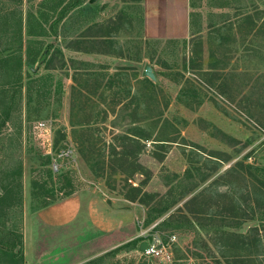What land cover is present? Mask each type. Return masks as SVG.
I'll return each instance as SVG.
<instances>
[{"label": "rangeland", "instance_id": "374dc122", "mask_svg": "<svg viewBox=\"0 0 264 264\" xmlns=\"http://www.w3.org/2000/svg\"><path fill=\"white\" fill-rule=\"evenodd\" d=\"M80 1L0 0V235L17 242L13 252L1 244L0 264L20 258L22 264H233L240 255L264 264V0H190L189 38L153 43L141 32V9L110 0L108 30L117 46H105L114 57L64 56L59 51L73 31L96 20L105 6ZM145 65L160 72L156 109L171 125L144 119L155 107L135 77H145ZM210 68L221 74L224 96L205 85ZM189 83L200 106L177 99ZM185 99L195 104L189 93ZM39 121L50 123L52 157L71 151L61 173L50 168L45 134L32 131ZM138 128L152 138L178 132L185 139L172 143L159 163L151 156L153 143L145 141L139 160L155 177L143 194L147 178L112 154L119 137ZM84 189L136 198L145 213L134 222L136 239L122 238L129 231H121L102 250L94 234L76 245L69 236L56 249L55 230L35 216ZM199 192L198 217L181 213ZM150 230L163 241L175 237L170 263L141 256L140 232Z\"/></svg>", "mask_w": 264, "mask_h": 264}, {"label": "crops", "instance_id": "0c3cea01", "mask_svg": "<svg viewBox=\"0 0 264 264\" xmlns=\"http://www.w3.org/2000/svg\"><path fill=\"white\" fill-rule=\"evenodd\" d=\"M84 1L85 0L80 2L82 3ZM95 1L96 0L93 2ZM109 1L110 0H98V5L105 4V6L100 8V12H98L99 15L96 13L97 19L91 21L82 29L80 26L77 27V29H75L72 33L74 37H72L66 46L61 48L59 51L61 55L65 56V52H69L73 55L84 53L88 54V56L94 55L110 58L114 57L112 54L113 50L110 48H114L117 45L113 42H110L111 39L114 38L112 35L114 33H112L113 31L108 30V28L110 26L111 20L114 19V16L112 17L111 10L109 11ZM129 1L130 4H127V1L125 0L123 3H121L124 6L127 4V6H138V10L141 9V32L145 40L153 43L161 41V39L183 40L189 38L192 27L190 17V0ZM88 2L90 4L93 3L90 2V0ZM74 8H76V5L73 6L72 9ZM124 16H126V14H124ZM65 19L66 18H62L63 21ZM108 43L113 45L111 46V44ZM105 45L110 48L106 47ZM108 65L109 64H104V66L101 65V69L107 70ZM146 66L149 65H145L144 69ZM150 67L153 73L156 72L154 71L153 66ZM130 70L134 71L135 69L130 67ZM158 73L160 72H156V76H158ZM156 76L155 81L152 82L158 81ZM135 77H137L136 79H138L137 81L140 83L144 79L137 76V74ZM119 144L120 148L119 150L115 149L116 151L121 150V143ZM141 154L145 153L142 152L138 155V164L151 173L150 177L144 184L145 187L142 192L143 194L145 191L149 192L147 190V186H149L154 180L155 172L154 168L145 165L142 160H139V156ZM155 161L157 160L155 159ZM157 162L159 163V161ZM136 174L142 175L140 173ZM108 195L109 197L107 198L106 195L101 194V191L91 189L75 191L64 198L47 205L45 208L39 211V213L35 216V219H39L41 225L45 224V222H48L47 227L49 229L55 230L57 240L56 249H59L58 242H65V239L69 240L71 237L72 241L75 240L74 243L76 245V243L78 244L79 242H84L85 236L92 234L98 236L99 240L101 241L100 248H103L102 250H104V244H106V242L110 244L112 241V236L121 231H129L127 234H125V236H122V238L127 240H135L136 233L133 228L134 222L144 219L145 217L142 204L136 202V198L128 200L115 193ZM27 237V232L25 231L23 235L25 241Z\"/></svg>", "mask_w": 264, "mask_h": 264}, {"label": "trees", "instance_id": "16d2710c", "mask_svg": "<svg viewBox=\"0 0 264 264\" xmlns=\"http://www.w3.org/2000/svg\"><path fill=\"white\" fill-rule=\"evenodd\" d=\"M20 63L21 62H19V66H20ZM188 68L191 69V70H195L196 69L195 66L193 65V63H191V65H189ZM210 69L211 70H209L207 72H204V74H203L205 76V81H204V83H206L205 85L207 87H210L211 89L213 88L214 92H216L217 95L224 96L225 95V91L221 90L220 85L217 83V80L220 78L221 74H219V72H217L213 68H210ZM19 70H21L20 67H19ZM154 74L156 76V72H154ZM210 76H212V78L215 79V80L214 81L210 80L208 78ZM206 79H208L207 82H206ZM141 84L144 87V89L146 90L148 98L149 99L151 98L152 103L155 106L153 111H152V115L153 116H148V117H146L144 119L147 120V121L150 120L151 121L150 124H158V123L162 124L163 123L165 126L171 125V121H169L168 119H166V118L161 119L162 113H161V111L156 109V108H159L160 104H159V99H158V97L156 96V94L154 92V90H155V82H152L148 78L144 77V79L142 80ZM189 86L190 87L187 86V89H185V90L181 88V90L179 91V94L177 95V99L179 101H182L183 104L185 103V105L187 107L194 108V107L200 106L201 103H202V100L199 97L198 90L191 83H189ZM188 93L192 97V99H193V101L195 103L194 105H191L190 102L186 101L185 98H186ZM229 98L231 99V97H229ZM146 107H147V109L151 108V106H148V105ZM215 130L218 131V133L221 136H223L222 138H224V137L228 138L229 137V136L223 134L218 129H215ZM175 131L177 132V129ZM119 139H120V143H121V150L120 151H116L115 149H113L112 154L115 155L116 157H118V156L121 157L120 158V162L121 163H125V165L131 167L132 168V174L140 173L143 176H145L147 179L150 177L151 173L148 170H145L137 162L138 155L146 150L145 149V143H143V142L151 141L153 143L152 145H154L155 151L153 149V151L151 152V156L154 159H156L157 161H159V162L163 161L166 153L169 151L168 148H169V146L172 143H176L177 140H182V141L185 142V139H183L179 135L178 132H177L176 136H173L171 138L160 139L159 137L155 138V136H154V138H152V134L148 130L143 129V128L135 129V130H133V133H129V134L127 132H125L119 137ZM129 156H130V158H128ZM239 163L237 164L238 166H243L242 163H240V164ZM122 171H125V170H122ZM200 196H201V192H199L196 195L192 196L189 200H187L184 203V209H181L180 212L184 213V214H187V215L189 214V215L193 216L194 218L198 217V216H196V215H198V213H196L194 211V207L193 206L196 204V202H198ZM253 232L255 234H257L258 233L257 228H254ZM0 237H1L0 246H1V244H8V247H9V249L11 251L14 248L17 247L16 246L17 242H9L8 238H4V237H6V235H3V236L0 235ZM4 241H8V242L4 243ZM1 242H3V243H1ZM245 245L246 244L243 243V246H245ZM0 251H3V250H0ZM15 255H17V254H15ZM15 255L13 256L14 258H16ZM248 258H249L248 256L244 257V256L240 255L239 257L234 259L233 264H249L250 262H249ZM21 260L17 261V263L21 264ZM92 263H94V261L89 262V264H92Z\"/></svg>", "mask_w": 264, "mask_h": 264}, {"label": "built area", "instance_id": "2783aa9c", "mask_svg": "<svg viewBox=\"0 0 264 264\" xmlns=\"http://www.w3.org/2000/svg\"><path fill=\"white\" fill-rule=\"evenodd\" d=\"M34 128L33 132L40 134L38 135V138L42 137L43 134L44 138L42 140L45 141V146L44 143H42V146L47 149L46 155L48 157L50 156L51 160V165L50 168L53 173L56 172V174L61 173V167H62V160L67 158H70L71 151L66 149L60 150L59 153L55 154V156H51L50 154V148H52V143L51 139H48V136H50V123L47 121H39L33 123ZM52 152V151H51ZM69 153V154H68ZM153 229V228H152ZM140 241L139 245L143 242L146 243V248L143 251H140L141 256L145 259H152V260H157L158 262H166L170 263L171 261V251H170V245L171 243L174 242L175 237L171 236L168 241H163L160 234L158 232L150 230L149 232H140ZM170 241V242H169Z\"/></svg>", "mask_w": 264, "mask_h": 264}, {"label": "water", "instance_id": "95a60500", "mask_svg": "<svg viewBox=\"0 0 264 264\" xmlns=\"http://www.w3.org/2000/svg\"><path fill=\"white\" fill-rule=\"evenodd\" d=\"M94 0H90V2H93ZM144 76L146 78H148L149 80L151 81H155V75L154 73L152 72V69L150 66H146L145 69H144ZM146 248V243L143 242L139 245V250L140 251H143L144 249Z\"/></svg>", "mask_w": 264, "mask_h": 264}]
</instances>
